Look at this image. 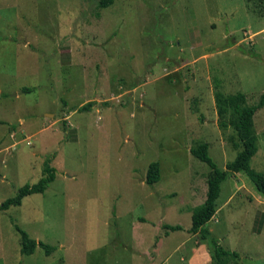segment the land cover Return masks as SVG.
I'll list each match as a JSON object with an SVG mask.
<instances>
[{"label":"rangeland","instance_id":"374dc122","mask_svg":"<svg viewBox=\"0 0 264 264\" xmlns=\"http://www.w3.org/2000/svg\"><path fill=\"white\" fill-rule=\"evenodd\" d=\"M99 2L0 0V204L47 158L56 170L0 211V264H213L190 233L213 170L191 149L208 143L222 171L241 151L215 92L264 94V0ZM254 130L264 173V108ZM17 227L53 250L22 255ZM206 227L238 253L230 264H264V195L245 173L228 175Z\"/></svg>","mask_w":264,"mask_h":264},{"label":"trees","instance_id":"16d2710c","mask_svg":"<svg viewBox=\"0 0 264 264\" xmlns=\"http://www.w3.org/2000/svg\"><path fill=\"white\" fill-rule=\"evenodd\" d=\"M101 8H107L112 5L113 0H99ZM25 92H31V89H24ZM215 105L219 118V126L222 129L231 128L234 130L237 142L233 143L235 150H240L235 160L227 165V170H220L213 159L210 157V145L208 143L199 144L191 149V154L200 161L208 164L213 173L208 180V191L204 204L192 212V227L190 233L199 234L203 240H209V252L213 264H230L231 261L238 259L237 252L225 249L218 240L211 237L210 230L206 225L214 218L217 213V200L220 197L221 187L230 173H245L247 177L254 183L257 190L264 195V173H258L251 167V161L257 154L258 136L254 130V117L256 113L264 108V94L260 97L258 103L249 105L248 98L243 93L236 95H226L221 90L215 92ZM89 106H83L82 110L88 109ZM231 115L230 119L228 116ZM53 159L47 158L43 163L42 178L34 185L23 186L18 194L7 199L0 204V211L7 212L12 207H19L23 200L34 194H44L50 185L56 180V170L52 166ZM161 179L160 164L158 162L151 163L146 183L154 186ZM165 229L171 231H180L181 226H165ZM22 236V255H32L38 246L44 248L49 254L53 250L52 247L44 243H38L32 239L28 233L17 227Z\"/></svg>","mask_w":264,"mask_h":264}]
</instances>
